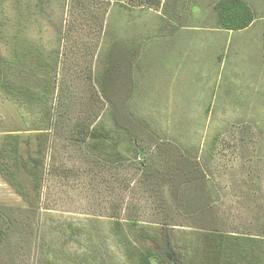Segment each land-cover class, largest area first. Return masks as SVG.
<instances>
[{"label": "rangeland", "instance_id": "rangeland-1", "mask_svg": "<svg viewBox=\"0 0 264 264\" xmlns=\"http://www.w3.org/2000/svg\"><path fill=\"white\" fill-rule=\"evenodd\" d=\"M219 1L47 0L39 11L40 0H0V77L10 72L8 85L27 79L32 96L0 88V154L12 134L20 138L21 161L29 146L37 156L33 130L48 124L49 107L61 102L71 113L63 132L42 136L45 172L35 207L0 171V206L21 218L24 234L14 264H138L136 252L147 247L128 219L162 223L155 199L141 193L127 164L103 163L69 139L75 121L92 123L96 114L114 126L110 106L95 101V79L112 51L130 84L110 88L126 125L145 127L157 144L176 142L205 165V187L188 189V202L216 203L227 238L198 229L207 215L198 222L182 215L170 229L176 248L188 264H264V0H246L256 20L240 32L218 27ZM71 24L76 32L66 34ZM49 82L55 89L42 103ZM150 138L143 143L154 149ZM21 174L32 197L33 181Z\"/></svg>", "mask_w": 264, "mask_h": 264}, {"label": "trees", "instance_id": "trees-1", "mask_svg": "<svg viewBox=\"0 0 264 264\" xmlns=\"http://www.w3.org/2000/svg\"><path fill=\"white\" fill-rule=\"evenodd\" d=\"M45 1L47 0H40V6L36 7L37 10L42 11V9H47ZM105 1H114L123 6L126 3V0ZM214 9L217 13L218 27L224 31L240 32L246 30L256 20L255 11L246 0H220L214 6ZM73 12L75 13V10ZM72 25L73 24L64 30L66 34L76 32L75 27L74 29L71 27ZM56 54V57H58V52H56ZM116 56L117 53L112 51V54L108 57L109 61H104L103 63L104 67L102 73L95 79V83L97 81L101 91V98L98 93L95 101L99 103L103 102L106 106H110V112L112 113V116L110 113V117L114 118V126L111 129L108 128L104 125L105 123L98 121V115L96 114V119L92 121V123L75 121L74 124L69 127V139L78 145L79 148H83L84 145H87L89 155L93 154V156H96L98 160L103 161V163H119L122 167H126L127 164V167L133 172V178L138 177L134 184L138 186V189L142 190L141 193L143 195L155 199L154 209L159 212L161 211L164 215L161 225L158 223L140 224L133 216L128 219L130 228H140L139 231L142 234V239H144L143 245L147 247L144 250L142 249L136 252L135 255L138 257V264H153V262H156V264H188L184 250L181 249V251L176 248L170 233V229L173 230L179 226V224L175 222V218L181 217L182 215L192 216V219L198 222L203 220V216L207 215L209 219L201 225L199 222L198 226H200V228L198 229L207 231L209 234L211 233L220 239L227 238L225 232L219 227L220 222L217 218L218 211H216V203L206 202L203 205L198 202L194 207V204L188 202L190 195L187 196V190L193 185L204 186L206 183L205 181L208 179L203 171L205 165L202 162L203 166L201 165V160L199 161L197 156L187 155L184 149L176 142L163 138L160 140L159 144H157L154 138L149 137L150 134L146 135L147 132L145 127L143 128L141 125H126L123 113L124 110L118 102L120 97L116 99V89L113 93L110 91V88L120 80L122 81L120 87L123 86V83L126 84L127 87L130 86L126 79L128 75L126 70H124L126 67L122 69V67L116 65ZM20 70L24 71L22 69ZM0 73H2V71ZM8 73L10 72L5 71L4 75H1L0 88L10 92L9 94H18L31 99V92H29L27 88V79L24 78L20 82L18 80H13L17 84L11 82L12 85H8L5 84L10 79V75H7ZM17 77L20 78V73ZM10 81H12V79H10ZM52 88L55 89V85H51L50 83L46 93L42 94V103ZM47 98H49L48 95ZM62 107L61 102H57L55 108H53V106L49 107L50 111L47 112L48 118H46L48 124L42 129L33 130L38 132L35 139L41 143L37 150V156L32 154V148L29 146L27 149L28 159L21 161L19 155V136L11 134L5 137L6 143L0 154V171L18 194L24 199H31L32 202H29L31 207H35L34 203L38 200L37 198L40 196L43 187L42 182L45 172L47 146L41 141L42 136L44 134L50 136L51 133H49V131L54 133L63 132V124H65L66 120L69 119L71 115L69 109H64ZM54 133L53 135H55ZM242 136H244V134H242ZM32 137L33 136H28V138H30L28 140H31ZM144 137L153 140L151 143L154 149L145 146L142 140ZM130 151L132 152V156H126ZM124 152L125 156L123 154ZM212 158L213 156L210 157V159ZM210 159L208 162H210ZM22 170L25 171L26 178L33 181L32 190L34 192L32 197H30L31 192H25L26 190H24V178L21 174ZM130 181L129 187L133 185L132 179H130ZM20 221L21 218H17L14 211L8 207L0 206V248L2 249L0 264L15 263V250L17 249L18 251L21 244L16 243V241L22 239L24 235ZM116 224L120 225L121 222L116 220ZM262 229L264 231V226ZM124 236V242L126 241L130 244V242H128L129 239L126 238L127 236ZM262 236L264 237V235ZM231 237H234L233 239L243 238L245 241L259 242L253 238L254 236L235 235ZM172 256H174L173 259ZM250 258L251 257H249V259ZM216 264H219V259L216 260ZM225 264H229V262H225ZM246 264L253 263L246 262Z\"/></svg>", "mask_w": 264, "mask_h": 264}]
</instances>
